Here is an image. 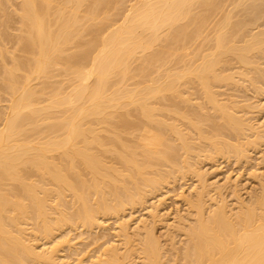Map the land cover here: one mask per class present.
I'll return each mask as SVG.
<instances>
[{"label":"bare ground","instance_id":"obj_1","mask_svg":"<svg viewBox=\"0 0 264 264\" xmlns=\"http://www.w3.org/2000/svg\"><path fill=\"white\" fill-rule=\"evenodd\" d=\"M4 3L0 264H264V176L204 170L264 164V0Z\"/></svg>","mask_w":264,"mask_h":264},{"label":"rangeland","instance_id":"obj_2","mask_svg":"<svg viewBox=\"0 0 264 264\" xmlns=\"http://www.w3.org/2000/svg\"><path fill=\"white\" fill-rule=\"evenodd\" d=\"M2 1H4V0H2ZM7 1V0H6ZM6 1H4V2H6ZM4 2H2L5 6H7L6 5V3H4ZM16 4H15V6L17 5V2L16 1H14ZM1 2H0V5H3ZM13 2H11V4H12ZM3 5V6H4ZM14 5V3L11 5V6H13ZM2 6V7H3ZM15 33V32H14ZM12 51V50H11ZM1 98H3V97H1ZM264 102V101H263ZM3 105H4V103H2ZM1 104V105H2ZM263 120H264V118L261 120V122H263ZM260 156V157H259ZM251 157H252V159H253V161H251V163H248L247 165H246V163H243L244 165H242V163H239V165H237L236 163V165L235 164H232V163H234L233 161H223L222 162V160H219L218 162H214V163H206L205 164V167H204V170H206V168H208L206 171H208V172H215V173H210V177H208L209 179H210V181H214V182H219V184H224V182L226 181V179L228 178L229 179V177L230 176H232V180H234V179H239L238 181H240V182H238L237 181V179L235 180V181H237L238 182V184L240 185V193L241 194H243V195H241V196H243L242 198H243V200H245L246 199V201L249 199V197H251L252 195H253V192L255 191V193H257L258 192V189H259V183H257V182H259V181H256V180H258V179H256L255 180V178L254 177H252V174H251V172L253 173H255L256 174V176H264V164L262 165L259 161V163H257V160H261L260 158H261V154H256V153H253V154H251ZM259 158V159H258ZM256 159V160H255ZM255 161V162H254ZM253 163V164H252ZM250 164V165H249ZM259 164H261V165H259ZM249 165V166H248ZM210 166V167H209ZM212 166H214L215 167V169H214V167H212ZM255 168V169H252V168ZM217 168V169H216ZM252 169V170H251ZM257 169V170H256ZM212 170H214V171H212ZM216 170V171H215ZM257 173H256V172ZM261 172V174L259 173V172ZM253 173V174H254ZM211 174H213V175H211ZM215 174V175H214ZM251 174V175H250ZM254 174V175H255ZM258 174V175H257ZM230 175V176H229ZM250 175V176H249ZM253 175V176H254ZM227 176V177H226ZM226 178V179H225ZM252 178V179H251ZM231 180V181H232ZM189 181V180H188ZM193 180H191V181H189L190 183H188V182H186L185 183V181H184V183L185 184H189L188 186L186 185V187H185V184L184 183H182L181 184V182H183V181H181V182H177L178 184H171V185H168L167 187L168 188H166V189H164L163 191H162V193L164 194L163 196L165 197L163 200L165 201L166 200V202H164L163 201V206L164 207H160V209H165V210H161V212H165L164 214L163 213H161L162 215H165V214H169V212H170V214L172 215L173 214V216H174V218L175 217H177V216H182L183 214H185V213H187L185 210L187 209V205H184V204H186L185 203V200H184V196H182L183 198H181L180 197V193H182L183 195H190V193H189V191L191 190V189H193V188H191L190 189V185H192V182ZM254 181H256V183L254 182ZM232 182H234V181H232ZM258 186H257V185ZM172 185H174V186H172ZM182 185V186H181ZM243 185V186H242ZM256 185V186H255ZM172 186V187H171ZM242 186V187H241ZM181 187H183V188H181ZM253 187H254V189H253ZM258 189H257V188ZM244 188V189H243ZM257 190H256V189ZM170 190V191H168V190ZM187 189V190H186ZM167 190V191H166ZM186 190V191H185ZM189 190V191H188ZM243 190H245V191H243ZM180 191H182V192H180ZM169 193V194H167V193ZM252 192V195L250 194ZM189 193V194H188ZM254 193V194H255ZM250 195V196H249ZM162 196V197H163ZM181 198H179V197ZM245 198V199H244ZM229 199H231V198H229L228 197V200ZM182 200H184L183 202H182ZM229 201H231V200H229ZM232 202H233V200H232ZM164 203H166V205L164 204ZM161 205V206H162ZM179 209V210H178ZM185 209V210H184ZM188 210V209H187ZM182 211H183V213H182ZM184 211H185V213H184ZM167 212V213H166ZM176 212V213H175ZM182 213V214H181ZM140 212L139 213H136L135 214V218H138V217H140ZM143 214L144 213H142L141 215L143 216ZM170 215V217H169V215L167 216V219H169V222L171 221H173L174 222V218H172L171 219V217H173V216H171ZM137 216V217H136ZM114 220H110V221H107V222H105L106 223V225H105V223L103 224L104 226V229L102 228V230L101 229H97L96 231H93L94 233L91 235L93 238H92V241L95 243H92L90 240H91V236L90 235H88V236H86L85 235V238H84V235H82V236H80V237H83L84 238V240H82V238H81V242L83 241L84 243L83 244H85V245H88V244H90L91 243V245H92V247H91V245H88V246H90V247H87L86 246V248H89L88 250L90 251V248L92 249L91 250V252L92 251H94L93 253L94 254H97L98 252H99V250H100V245L102 244V242H105V241H102L101 242V237L102 236H105V234L107 235V236H105L106 238H104V239H108L109 240V238H111L112 239V235H111V237H108V235H110V234H112L113 233V222ZM113 222V223H112ZM170 222V223H171ZM108 225V226H107ZM110 226V228H107V227H109ZM111 227H112V229H111ZM106 228V229H105ZM159 228V227H158ZM109 229V230H108ZM106 232V233H105ZM164 232V231H163ZM162 232V229L161 228H159L158 229V235H159V233H163ZM102 234V236H99V235H101ZM98 235V236H97ZM76 235H71V238L73 239V241H74V239L76 240L75 242L77 243V245H81L82 243L81 242H78V240L77 239H79L80 240V237L79 238H76L75 237ZM95 236H96V239L98 238L99 239V237H100V242H98L97 243V241L96 240H94L95 239ZM87 237H89V238H87ZM97 239V240H98ZM103 239V240H104ZM87 240H89V241H87ZM175 240H177V241H175ZM180 238L178 237L177 239H176V237H175V239H174V242H175V244L178 242V244H177V246H175V247H183V244H181L182 243V241H183V239H181L180 241ZM75 242H73V244L75 243ZM87 242H88V244H87ZM181 242V243H180ZM79 243V244H78ZM96 243H97V245H96ZM95 246H94V245ZM100 244V245H99ZM182 245V246H181ZM78 247H80V246H78ZM81 247H85L84 245L82 246L81 245ZM179 247V248H180ZM86 248H84V249H86ZM178 248V249H179ZM182 249V248H181ZM181 249H179V250H181ZM87 250V251H88ZM171 255H173V254H171ZM175 257H173L172 256V258H171V260L172 259H174ZM88 264V263H87Z\"/></svg>","mask_w":264,"mask_h":264}]
</instances>
